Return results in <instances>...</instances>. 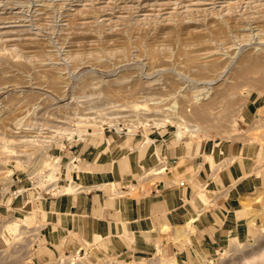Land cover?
Here are the masks:
<instances>
[{
  "label": "rangeland",
  "instance_id": "1",
  "mask_svg": "<svg viewBox=\"0 0 264 264\" xmlns=\"http://www.w3.org/2000/svg\"><path fill=\"white\" fill-rule=\"evenodd\" d=\"M259 55L264 0H0V264H264V195L208 258L36 252L38 200L69 186L84 155L106 144L125 153L187 141L218 169L231 162L221 163L227 145H239L262 178L264 68L251 69ZM175 116L197 132L179 139ZM232 244L236 256L225 254Z\"/></svg>",
  "mask_w": 264,
  "mask_h": 264
},
{
  "label": "crops",
  "instance_id": "2",
  "mask_svg": "<svg viewBox=\"0 0 264 264\" xmlns=\"http://www.w3.org/2000/svg\"><path fill=\"white\" fill-rule=\"evenodd\" d=\"M153 143L125 153L112 144L94 149L69 175V186L41 196L38 256L84 251L146 258L160 249L182 262L208 258L238 236L246 223L240 215L256 209L264 195V176L253 178L246 148L227 145L221 163L231 162L218 169L200 146L176 139ZM154 169L163 171L147 174ZM73 184L77 188L68 191Z\"/></svg>",
  "mask_w": 264,
  "mask_h": 264
},
{
  "label": "bare ground",
  "instance_id": "3",
  "mask_svg": "<svg viewBox=\"0 0 264 264\" xmlns=\"http://www.w3.org/2000/svg\"><path fill=\"white\" fill-rule=\"evenodd\" d=\"M223 29V28H222ZM217 31H218V29H217ZM220 33L222 32L223 33V30H221V27H220ZM153 51V50H152ZM153 53H154V51H153ZM152 54V53H151ZM154 54H156V53H154ZM152 56V55H151ZM156 56V55H155ZM246 57V56H245ZM249 57V56H248ZM252 57V56H251ZM156 58V57H155ZM247 58V57H246ZM255 58H257V57H254V59ZM259 59H256V60H253V64H254V67H252L251 69L256 73V70L257 71H259V69H262V68H264V60L263 59H260V58H262V56L260 57V55H259V57H258ZM153 59H154V57H153ZM243 59H244V57L242 58V61H243ZM191 60V59H190ZM244 61H247V59H244ZM248 61H251L250 59L248 60ZM210 62H211V60H210ZM217 62V61H216ZM241 63H243V62H241ZM249 63H251V62H249ZM211 65V67L212 66H214V63L213 64H210ZM210 65H209V70H210ZM241 65V64H240ZM208 66V65H207ZM252 66V65H251ZM217 67V66H216ZM202 67L200 66V69H201ZM203 69H205V67L203 68ZM244 69V68H243ZM246 69V68H245ZM256 69V70H255ZM207 70V69H206ZM250 70V69H249ZM251 70V71H252ZM248 71V70H247ZM214 84V83H213ZM199 96L200 95H196V99L197 100H200V98H199ZM177 105V104H176ZM140 106V105H139ZM172 108H173V105L171 106ZM174 107H175V105H174ZM177 107V106H176ZM144 108V107H143ZM170 108V107H169ZM169 108H168V110H169ZM171 108V109H172ZM207 109V108H206ZM156 110V109H155ZM173 110V109H172ZM175 110V109H174ZM174 110H173V112H174ZM208 110H209V108H208ZM159 111V110H158ZM201 111H204V109H202V110H200L199 112H197V113H199L200 114V116H202V113L204 114V112H201ZM156 112V111H155ZM201 112V113H200ZM208 113V112H207ZM199 116V115H198ZM197 116V117H198ZM176 117V118H175ZM175 117H169L170 118V121L172 120V122H176L177 123V133H176V136L178 137V138H182L183 137V135L186 133V132H189L190 134H194L195 132H197V129L196 128H194L192 125L190 126L189 124H186V123H183V122H181L180 121V119H178L179 117H177V116H175ZM202 119L204 118L203 116L201 117ZM150 119V118H149ZM198 119V118H197ZM87 120H89V119H87ZM150 120H152V119H150ZM159 120H160V122H159ZM166 120H167V118H165V119H153V121H155V124H157V125H159V124H161V123H163V122H166ZM200 120V119H199ZM163 121V122H162ZM189 123V122H188ZM184 124L187 126L186 128V130H184L183 128H182V126H184ZM198 127V126H197ZM13 142V140H8L6 143H9V142ZM20 141H22V142H24V141H26L27 142V140H20ZM31 141V140H30ZM52 142V141H51ZM152 143V141L151 140H149L148 141V143ZM48 145V144H47ZM49 145H50V142H49ZM50 147H51V145H50ZM46 148V147H45ZM46 150V149H45ZM42 158H43V156H42ZM38 159H39V157H38ZM39 160H41V159H39ZM39 162V161H38ZM37 162V163H38ZM58 162H60L59 161V159H57V160H55V163H58ZM41 164V163H40ZM44 164V163H43ZM59 164V163H58ZM72 165V164H71ZM69 166V165H68ZM34 167V166H33ZM40 167V166H39ZM41 167H42V165H41ZM41 167H40V170H41ZM37 168H38V166H37ZM43 168V167H42ZM1 170V169H0ZM38 170V169H37ZM52 170V169H51ZM8 171L9 172H11L12 170L11 169H8ZM32 171V170H31ZM163 170H158V169H154V170H151V172H148L147 174H150V173H155V175L156 174H158V173H161ZM33 172V171H32ZM35 173H37L36 171H35ZM34 173V174H35ZM37 175V174H36ZM51 178V177H50ZM4 180V179H3ZM52 180V179H51ZM50 181V180H49ZM4 183V182H3ZM72 183V182H71ZM57 185H58V183H57ZM77 188V184H73V186H70L69 187V189H68V191H70L71 192V190L72 189H76ZM48 192V191H47ZM28 222H26V223H24V225H26V226H28ZM14 226V225H13ZM12 226V227H13ZM232 243V242H231ZM253 246V245H252ZM254 246H255V243H254ZM229 248H230V246H229ZM240 246L238 245V244H232L231 245V248L227 251V253H225V254H231V256H232V254L233 255H235L236 256V254L240 251ZM243 250V249H242ZM251 250V249H250ZM161 251H160V249H159V252L158 253H160ZM157 253V254H158ZM69 264H78V259L76 258V257H73L70 261H69ZM118 264H132V262H124L123 263V261L122 262H118ZM206 264H213V262L212 261H208Z\"/></svg>",
  "mask_w": 264,
  "mask_h": 264
}]
</instances>
